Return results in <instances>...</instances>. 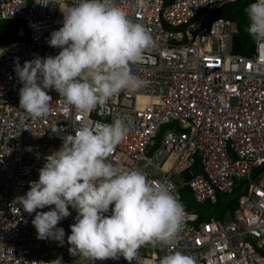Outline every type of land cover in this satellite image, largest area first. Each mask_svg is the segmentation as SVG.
<instances>
[{
  "label": "built area",
  "instance_id": "built-area-1",
  "mask_svg": "<svg viewBox=\"0 0 264 264\" xmlns=\"http://www.w3.org/2000/svg\"><path fill=\"white\" fill-rule=\"evenodd\" d=\"M233 1L115 0L152 37L131 66L147 85L123 90L91 113L77 112L48 90L49 114L33 119L19 108L23 85L14 67L17 58L23 66L36 56L58 55L47 41L63 26V14L51 3L0 0V19L21 20L29 35L0 41V264H52L57 257L62 264H129L123 256L94 262L70 255L67 237L78 214L71 206L58 224L65 231L61 246L37 239L35 213L15 202L38 180L63 137L75 134L73 123L110 124L114 118H124L129 131L109 162L150 182H167L185 212L171 245L145 244L132 264H159L171 251L192 256L195 264H264V41L254 40L247 55L232 51L236 23L216 11ZM241 178L245 191L221 217L200 218L182 198L186 188L194 201L215 204Z\"/></svg>",
  "mask_w": 264,
  "mask_h": 264
},
{
  "label": "clouds",
  "instance_id": "clouds-1",
  "mask_svg": "<svg viewBox=\"0 0 264 264\" xmlns=\"http://www.w3.org/2000/svg\"><path fill=\"white\" fill-rule=\"evenodd\" d=\"M50 3L63 14V26L47 42L60 51L36 56L23 66L17 58L14 71L23 85L20 109L33 119L46 117L52 102L48 90L54 89L77 112L91 113L121 91L147 85L131 66L142 60L152 37L115 0H37L44 7ZM137 3L142 5L143 0ZM245 12L249 19L245 31L258 43L264 41V0H255ZM72 126L75 134L63 137L61 147L45 158L38 180L30 181V190L15 201L25 212L35 213L37 239L62 246L65 231L58 224L71 215V206L78 213L67 237L72 256L94 262L123 256L132 264L145 244L171 245L185 212L167 182H150L143 173L122 170L108 160L127 136L125 119ZM49 206L54 207L37 211ZM110 206L111 215H104ZM51 262L62 264V257ZM159 264L195 260L171 251Z\"/></svg>",
  "mask_w": 264,
  "mask_h": 264
},
{
  "label": "trees",
  "instance_id": "trees-1",
  "mask_svg": "<svg viewBox=\"0 0 264 264\" xmlns=\"http://www.w3.org/2000/svg\"><path fill=\"white\" fill-rule=\"evenodd\" d=\"M254 0H234L233 2L222 5L216 14L223 15L235 21L237 30L232 39V51L241 54H250L253 49L254 39L245 29L249 24V19L245 9ZM28 30L19 19H0V41H8L14 38L28 39ZM160 135L157 136L159 138ZM247 187L246 179L235 180L234 188L230 193L218 200L215 204L198 203L194 201L188 189H182V198H185L188 206L198 211L200 218L211 216L221 217L225 209H233L238 204L239 195Z\"/></svg>",
  "mask_w": 264,
  "mask_h": 264
},
{
  "label": "water",
  "instance_id": "water-1",
  "mask_svg": "<svg viewBox=\"0 0 264 264\" xmlns=\"http://www.w3.org/2000/svg\"><path fill=\"white\" fill-rule=\"evenodd\" d=\"M197 169V166H193V170H196Z\"/></svg>",
  "mask_w": 264,
  "mask_h": 264
}]
</instances>
